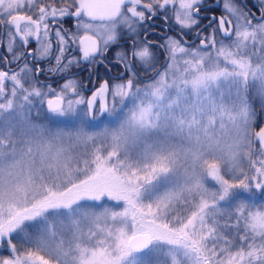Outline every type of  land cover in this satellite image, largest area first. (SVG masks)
I'll list each match as a JSON object with an SVG mask.
<instances>
[{
    "label": "snow or ice",
    "instance_id": "1",
    "mask_svg": "<svg viewBox=\"0 0 264 264\" xmlns=\"http://www.w3.org/2000/svg\"><path fill=\"white\" fill-rule=\"evenodd\" d=\"M0 264H264V0H0Z\"/></svg>",
    "mask_w": 264,
    "mask_h": 264
},
{
    "label": "flooded vegetation",
    "instance_id": "2",
    "mask_svg": "<svg viewBox=\"0 0 264 264\" xmlns=\"http://www.w3.org/2000/svg\"><path fill=\"white\" fill-rule=\"evenodd\" d=\"M249 6L251 7V3L249 2ZM217 15H219L220 13L217 12ZM65 27H72V22H69L68 24L65 25ZM149 39H155L154 37H149ZM33 47H35V44L32 45ZM73 72L77 71V69L73 68L72 69ZM88 73L87 72H81L80 73V79L83 80L84 83H88L86 79H84L85 77H87ZM41 79H44V77H41ZM52 82V81H50ZM59 83H63V80H60ZM53 87H57V84L53 82ZM89 87H91V85H89ZM85 95H88V93H85Z\"/></svg>",
    "mask_w": 264,
    "mask_h": 264
},
{
    "label": "rangeland",
    "instance_id": "3",
    "mask_svg": "<svg viewBox=\"0 0 264 264\" xmlns=\"http://www.w3.org/2000/svg\"><path fill=\"white\" fill-rule=\"evenodd\" d=\"M257 110H259V105L257 104Z\"/></svg>",
    "mask_w": 264,
    "mask_h": 264
}]
</instances>
